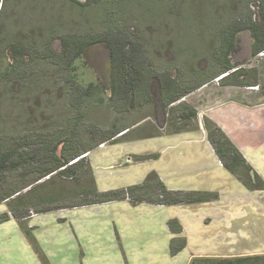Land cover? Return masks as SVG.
Segmentation results:
<instances>
[{"label": "trees", "instance_id": "obj_1", "mask_svg": "<svg viewBox=\"0 0 264 264\" xmlns=\"http://www.w3.org/2000/svg\"><path fill=\"white\" fill-rule=\"evenodd\" d=\"M64 1L78 10V16L94 18L99 29L80 30L81 19L70 22L71 19L57 14L46 15L42 21V8L38 17L32 19L40 18L43 23L28 25L27 17L33 16V11L28 15L21 10L10 18L9 0H0V204L6 207L0 212V223L14 218L46 264L31 233L32 227L28 225L32 214L122 200L134 206L141 203L150 206L200 204L218 200V191L169 189L155 170L149 171L140 183L99 190L89 155L100 144L111 145L161 134L156 128L142 133L144 126H138L145 116L125 122V114L134 109L155 105L163 119L159 128H166V134H176L185 131L188 122L197 118L196 109L185 102V96L216 77L222 75L219 83L223 86L260 87L256 69L236 66L230 56L237 46L236 37L242 31L250 33L251 56L264 51V0H237L240 5L235 11L225 6L220 8V0H204L203 4L202 0H189L188 7L192 13L196 12L193 19L203 17L204 22L206 18V25L215 30L214 43L204 56L205 65L191 68L190 81L185 80L184 72L178 67L174 68L173 75L165 67L153 66L143 47V34H138V31L142 33L137 28L141 22L136 17V24L131 16L134 8L147 9L145 20L151 21L157 32H162L161 20L175 8L171 0ZM135 1L138 5H134ZM207 5L209 9L217 6V14L206 12ZM53 41H58L57 48ZM97 44H103L108 52L106 85L88 81L80 71L84 52ZM173 48L186 49L181 40ZM45 67L52 68V79L46 77ZM153 83H156L157 92L152 91ZM12 84L18 86L20 99L21 93L25 94L35 84L58 88L71 115L63 121L55 120L54 125L48 127L28 122L21 131L9 133L6 127ZM47 101H52L50 95ZM45 102L46 99L42 100V105ZM102 106L112 114L107 122L90 115L92 108ZM204 123L207 141L222 167L247 190H264L262 177L224 131L212 121L204 119ZM158 157V153L131 155L134 161ZM166 225L171 234L168 252L175 256L185 248L186 237L177 218L168 219ZM188 264H264V253L193 257Z\"/></svg>", "mask_w": 264, "mask_h": 264}, {"label": "rangeland", "instance_id": "obj_2", "mask_svg": "<svg viewBox=\"0 0 264 264\" xmlns=\"http://www.w3.org/2000/svg\"><path fill=\"white\" fill-rule=\"evenodd\" d=\"M203 1H200L201 4ZM188 2L189 0L170 1L175 8L161 20L164 28L162 32H157L151 21L145 20L147 9L142 7L131 10L132 20L136 23L137 17L141 22L137 28L142 33L137 31L138 34H143V47L153 66L165 67L173 75L174 68L178 67L184 72L182 76L186 81H190L191 68H203L204 56L208 54L206 52L215 38V30L206 25V18L204 22L203 17L193 19L196 12L192 13ZM134 5L138 3L135 1ZM239 5L237 0H220V8L225 6L230 11H235ZM208 7L207 5L206 12L217 14V6L210 8L211 10ZM10 9V18L21 10L28 15L33 11V16L27 17L28 25L38 24L45 20L46 15L57 14L71 19L70 22L81 19L83 26L78 27L80 30L99 29L94 18L90 15L78 16V10L67 5L64 0H9ZM40 9L41 20L32 19L38 17ZM236 38L237 46L230 60L236 66L256 69L260 87L252 89L249 88L251 86H223L219 80L213 79L209 84L185 96V102L196 109L197 118L188 122L185 131L176 134H166V128H159L163 119L155 105L152 106L155 108L154 112L149 106L134 109L125 114V122L131 123L145 116L138 126H144L142 133L156 128L161 134L157 137L104 144L102 147L97 145L90 152L89 161L99 190L140 183L150 170L156 169L169 189H218L224 196L232 195L233 202L237 203L238 213L243 211L241 215H244L246 223L232 230L231 240L243 251L264 253V206L259 205L264 203V190H247L220 166L212 165L210 169H203L206 164L210 165L209 156L205 154L207 146L214 153L206 138V119L224 131L264 180V56H251V36L248 31L240 32ZM180 40L181 45L186 47L183 52L173 48ZM53 44L55 48L58 47V41H53ZM197 55L199 56L196 57ZM81 65L80 71H83L88 81L106 85L109 58L103 44L88 47L82 56ZM43 71L47 78L54 77L51 67H45ZM55 77L58 78V75ZM42 86H30L31 90L21 93V99L18 96V86H9V125L6 127L9 133L21 131L20 128L28 122L48 127L57 120L69 118L71 113L65 99L57 91L58 88L47 84ZM152 91L157 92L156 83H153ZM48 95L52 97L51 102L47 101ZM43 98L46 102L42 105ZM90 112L91 118L103 119L105 122L111 114L110 109L104 106L92 108ZM152 112L154 116L151 115ZM28 113L30 114L27 115ZM132 134L135 135L136 132ZM132 153H158L159 157L134 161L130 157ZM6 175L9 177V174ZM203 177L214 180L207 183ZM225 202L215 200L172 206H149L141 203L134 206L124 200L112 201L38 214L31 218L28 225L32 227L31 233L47 264H185L190 254L202 249L207 242L205 238L208 241L218 239L225 232L219 226ZM5 209V205L1 203L0 212ZM59 218L63 220H58ZM170 218L180 220L184 227L182 234L187 238V246L176 256H170L168 252L171 234L166 221ZM0 264H46L38 257L12 217L0 223Z\"/></svg>", "mask_w": 264, "mask_h": 264}, {"label": "crops", "instance_id": "obj_3", "mask_svg": "<svg viewBox=\"0 0 264 264\" xmlns=\"http://www.w3.org/2000/svg\"><path fill=\"white\" fill-rule=\"evenodd\" d=\"M204 149V148H203ZM207 146V150L205 152V154H207L210 160V165L206 164L203 169H210L213 165L214 166H220L219 164V160L216 157L215 153H213L211 151V149ZM242 153V152H241ZM135 154V153H132ZM131 157V156H130ZM127 161V160H125ZM223 168V167H222ZM224 169V168H223ZM225 170V169H224ZM151 171V170H150ZM156 171V169H155ZM157 172V171H156ZM158 173V172H157ZM229 173V172H228ZM160 178L162 179V181L164 182L165 180L161 177L160 173H158ZM230 174V173H229ZM231 175V174H230ZM210 176V175H208ZM234 177V176H233ZM205 180H207V183H209V180H214L213 178H207V177H203ZM235 178V177H234ZM165 184V183H164ZM128 186V185H127ZM242 186V185H241ZM122 187V186H121ZM118 188V187H116ZM113 189V188H111ZM205 190H210V189H205ZM214 191H218L219 193V198L218 200H225L226 204L224 207V212L221 213V217L222 220H219V226L222 227V229L225 231L223 232L222 235H220V238L218 239H211L210 241H208L206 238L205 240L207 242H205L202 246V249L196 253H192L190 254L187 259L185 264H188V262L191 260V258L193 257H201V256H236V255H245V254H255V252H252L250 250H246L243 251L242 248L238 247V244L235 243L233 240H231V233L233 229H236L238 227H240V224H245L246 221H244V215L243 211L241 210L238 213V208L236 207L237 203L233 202V197L232 195L227 197L224 196V194H220L219 190H214ZM252 192V191H251ZM255 192V191H253ZM214 202V201H213ZM262 203V202H261ZM98 205V204H97ZM260 206H264V203L260 204ZM94 206V205H92ZM150 206V205H149ZM172 206V205H171ZM159 208V207H157ZM180 217V216H179ZM178 219V218H177ZM31 220V219H30ZM29 220V221H30ZM179 220V219H178ZM180 221V220H179ZM181 223V222H180ZM167 226V225H166ZM182 229H183V233H184V227L182 225ZM186 242H187V238H186ZM187 246V244H186ZM185 246V247H186ZM234 248V250H233ZM176 256V255H175Z\"/></svg>", "mask_w": 264, "mask_h": 264}, {"label": "built area", "instance_id": "obj_4", "mask_svg": "<svg viewBox=\"0 0 264 264\" xmlns=\"http://www.w3.org/2000/svg\"><path fill=\"white\" fill-rule=\"evenodd\" d=\"M257 56H264V51L263 52H260ZM222 77V75L221 76H219V77H216L215 78V80L216 81H218L220 78ZM249 88H257V86H251V87H249ZM102 146H104V144H100L99 145V147H102ZM219 163H220V161H219ZM221 164V163H220ZM32 216H35L34 214H32Z\"/></svg>", "mask_w": 264, "mask_h": 264}, {"label": "clouds", "instance_id": "obj_5", "mask_svg": "<svg viewBox=\"0 0 264 264\" xmlns=\"http://www.w3.org/2000/svg\"><path fill=\"white\" fill-rule=\"evenodd\" d=\"M258 87V86H257Z\"/></svg>", "mask_w": 264, "mask_h": 264}]
</instances>
